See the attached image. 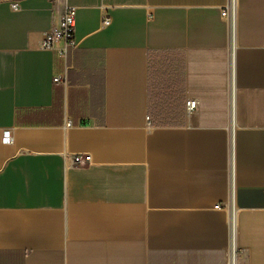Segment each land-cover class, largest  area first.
Here are the masks:
<instances>
[{
	"label": "crops",
	"instance_id": "1",
	"mask_svg": "<svg viewBox=\"0 0 264 264\" xmlns=\"http://www.w3.org/2000/svg\"><path fill=\"white\" fill-rule=\"evenodd\" d=\"M228 3L0 0V264H264V0Z\"/></svg>",
	"mask_w": 264,
	"mask_h": 264
},
{
	"label": "built area",
	"instance_id": "2",
	"mask_svg": "<svg viewBox=\"0 0 264 264\" xmlns=\"http://www.w3.org/2000/svg\"><path fill=\"white\" fill-rule=\"evenodd\" d=\"M14 8H17V3L12 4ZM222 16L225 20L229 22L231 26H234L236 18V0H229V3L222 9ZM110 20L105 17L103 20L104 24H108ZM75 28H76V8L72 5H67L65 12L61 18L60 25L58 27H53L49 32H47L42 45L45 48H55L58 50L60 56L67 57L69 52L77 47V42L75 41ZM62 42L61 47H56L55 42ZM55 81H61V76H56ZM198 106V101L196 99H189L186 102V108L188 112H192ZM4 140L6 142L12 141V136L9 131L5 132ZM91 160V156L77 154L73 157L74 164L83 165ZM219 207V205H217ZM232 264H235L234 257L231 260Z\"/></svg>",
	"mask_w": 264,
	"mask_h": 264
}]
</instances>
